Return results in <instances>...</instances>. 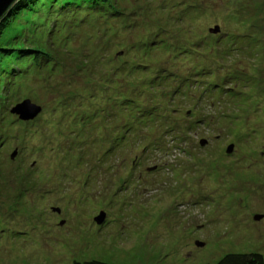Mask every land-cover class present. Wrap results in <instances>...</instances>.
Segmentation results:
<instances>
[{
	"label": "rangeland",
	"instance_id": "1",
	"mask_svg": "<svg viewBox=\"0 0 264 264\" xmlns=\"http://www.w3.org/2000/svg\"><path fill=\"white\" fill-rule=\"evenodd\" d=\"M25 99L31 120L10 111ZM250 251L264 257V0H34L0 20V264Z\"/></svg>",
	"mask_w": 264,
	"mask_h": 264
},
{
	"label": "trees",
	"instance_id": "2",
	"mask_svg": "<svg viewBox=\"0 0 264 264\" xmlns=\"http://www.w3.org/2000/svg\"><path fill=\"white\" fill-rule=\"evenodd\" d=\"M34 0H17L12 5L9 13L5 15L3 18L7 21L12 17L13 13L19 9H24L30 6ZM1 20V19H0ZM133 66H136L132 63ZM143 67V66H142ZM145 67V66H144ZM147 68V67H145ZM156 64L151 63V69L152 71L155 70ZM151 72V71H147ZM151 78H155V76H152ZM152 81V80H151ZM72 264H110L107 262H103L97 259H88L84 261H77L75 260ZM211 264V263H206ZM213 264H264V257L259 252H229L224 254L221 258H219L215 263Z\"/></svg>",
	"mask_w": 264,
	"mask_h": 264
},
{
	"label": "water",
	"instance_id": "3",
	"mask_svg": "<svg viewBox=\"0 0 264 264\" xmlns=\"http://www.w3.org/2000/svg\"><path fill=\"white\" fill-rule=\"evenodd\" d=\"M17 0H0V19H2L5 15H7ZM209 31L211 33H217L219 32V26L215 25L214 27L210 28ZM11 113H14L18 116L20 120H31L35 118L39 112L41 111V107L37 104L32 103L29 99H25L22 102L18 103L15 107H13L11 110ZM206 140L202 139L200 140V143L203 145L205 144ZM233 143L229 144L226 148V153H231L233 151ZM16 151H13L11 154V158L14 157ZM56 211H59L56 209ZM104 214L102 213L99 217L95 218L96 222L101 224L104 221ZM262 217V215H254L255 220H259ZM197 245L202 246V242H196Z\"/></svg>",
	"mask_w": 264,
	"mask_h": 264
}]
</instances>
